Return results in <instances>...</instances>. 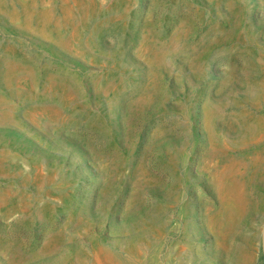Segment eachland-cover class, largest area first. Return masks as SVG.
Segmentation results:
<instances>
[{
    "label": "rangeland",
    "instance_id": "374dc122",
    "mask_svg": "<svg viewBox=\"0 0 264 264\" xmlns=\"http://www.w3.org/2000/svg\"><path fill=\"white\" fill-rule=\"evenodd\" d=\"M0 264H264V0H0Z\"/></svg>",
    "mask_w": 264,
    "mask_h": 264
}]
</instances>
